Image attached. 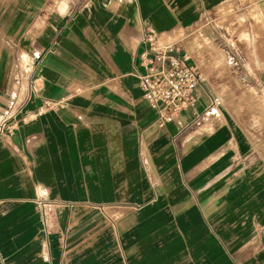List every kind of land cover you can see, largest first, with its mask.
<instances>
[{
    "label": "crops",
    "instance_id": "0c3cea01",
    "mask_svg": "<svg viewBox=\"0 0 264 264\" xmlns=\"http://www.w3.org/2000/svg\"><path fill=\"white\" fill-rule=\"evenodd\" d=\"M227 1L0 0V264H264V42L232 86ZM149 29L205 79L163 125Z\"/></svg>",
    "mask_w": 264,
    "mask_h": 264
},
{
    "label": "built area",
    "instance_id": "2783aa9c",
    "mask_svg": "<svg viewBox=\"0 0 264 264\" xmlns=\"http://www.w3.org/2000/svg\"><path fill=\"white\" fill-rule=\"evenodd\" d=\"M142 42L144 73L138 75V87L148 107L156 113L157 123L163 125L195 103L197 89L205 79L179 47L157 45L153 29L143 35Z\"/></svg>",
    "mask_w": 264,
    "mask_h": 264
},
{
    "label": "rangeland",
    "instance_id": "374dc122",
    "mask_svg": "<svg viewBox=\"0 0 264 264\" xmlns=\"http://www.w3.org/2000/svg\"><path fill=\"white\" fill-rule=\"evenodd\" d=\"M203 25L206 39L213 42L209 50L216 66L229 68L225 74L232 86H246L247 81L236 80L233 69L245 66L251 70L250 61L261 50L255 42H264V0H228L208 13ZM250 86L255 87V82Z\"/></svg>",
    "mask_w": 264,
    "mask_h": 264
}]
</instances>
